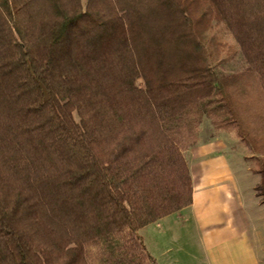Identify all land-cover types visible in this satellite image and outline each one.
I'll return each instance as SVG.
<instances>
[{
	"label": "trees",
	"instance_id": "16d2710c",
	"mask_svg": "<svg viewBox=\"0 0 264 264\" xmlns=\"http://www.w3.org/2000/svg\"><path fill=\"white\" fill-rule=\"evenodd\" d=\"M204 118L264 205V0H0V264H156Z\"/></svg>",
	"mask_w": 264,
	"mask_h": 264
},
{
	"label": "crops",
	"instance_id": "0c3cea01",
	"mask_svg": "<svg viewBox=\"0 0 264 264\" xmlns=\"http://www.w3.org/2000/svg\"><path fill=\"white\" fill-rule=\"evenodd\" d=\"M212 140L185 152L192 202L160 220L161 264H264V205L254 190L259 180L243 190L227 148L219 138ZM246 169L245 180L258 176ZM182 236L190 245L171 253L168 243Z\"/></svg>",
	"mask_w": 264,
	"mask_h": 264
},
{
	"label": "rangeland",
	"instance_id": "374dc122",
	"mask_svg": "<svg viewBox=\"0 0 264 264\" xmlns=\"http://www.w3.org/2000/svg\"><path fill=\"white\" fill-rule=\"evenodd\" d=\"M212 24V30L216 33L214 39L222 44L224 43L222 53H224L225 55L227 54V51L235 45V43L234 41H232L231 36L227 32V30L222 26L221 23L214 21L212 22ZM238 59L239 58H237V60ZM233 68L234 65L231 62H228L219 66L218 69L222 72H228L231 71ZM216 138H219L220 141L227 148L229 154V160H227L229 161V164L231 165L235 174L238 176L239 180L242 181L241 185L243 186V190H245V187L248 186L249 183H253L255 181L257 183L259 180L258 176L254 177L248 175V179H244L245 174L243 173V170H247V167L251 168L253 165L252 161L250 160V153L247 151L245 146L240 143L232 133L214 130L209 120L207 118H204L202 120L201 127L199 130L198 141L204 142L208 139L214 140ZM248 194V191H244V195L246 197ZM159 221L149 224L146 227L138 230V234L141 236L145 248L147 249L148 253L155 259L156 264H161V221ZM184 238V236L180 237V242L179 240L175 241L174 238H172V240L170 239L171 241H173L172 243H168V246L172 250L171 253L175 254V252L178 251L179 247L190 245L189 242H184ZM198 264H200L199 261Z\"/></svg>",
	"mask_w": 264,
	"mask_h": 264
}]
</instances>
